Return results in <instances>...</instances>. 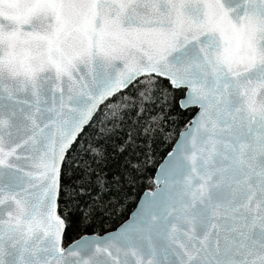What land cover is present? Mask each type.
<instances>
[{
  "label": "snow or ice",
  "instance_id": "6c2138e0",
  "mask_svg": "<svg viewBox=\"0 0 264 264\" xmlns=\"http://www.w3.org/2000/svg\"><path fill=\"white\" fill-rule=\"evenodd\" d=\"M0 264H264V0H0Z\"/></svg>",
  "mask_w": 264,
  "mask_h": 264
},
{
  "label": "trees",
  "instance_id": "16d2710c",
  "mask_svg": "<svg viewBox=\"0 0 264 264\" xmlns=\"http://www.w3.org/2000/svg\"><path fill=\"white\" fill-rule=\"evenodd\" d=\"M169 144H160L157 145L156 155L152 161L149 163L148 172L137 181L135 186L131 187L130 190L128 188L125 189L126 192L130 191L127 199L125 200L126 205V214L130 215L134 210L136 204L138 203L141 195L147 190L150 189L151 177L154 175L156 169L159 164L163 161L164 156L170 150ZM123 160H121L119 152L112 151L110 149L109 157L105 162V170L109 174L113 176L114 179H119L121 173L124 171L123 169ZM119 217L113 218V221L109 224H106L105 227H111L112 224L118 223ZM99 227V225H97Z\"/></svg>",
  "mask_w": 264,
  "mask_h": 264
},
{
  "label": "water",
  "instance_id": "95a60500",
  "mask_svg": "<svg viewBox=\"0 0 264 264\" xmlns=\"http://www.w3.org/2000/svg\"><path fill=\"white\" fill-rule=\"evenodd\" d=\"M161 163H163V161H162ZM158 167H159V166H158ZM157 169H158V168H157ZM149 190H150V189H147V190L141 195V197H143V195H144L146 192H148ZM141 197H140V198H141ZM138 202H139V201H138ZM134 210H135V208H134ZM134 210H133V211H134Z\"/></svg>",
  "mask_w": 264,
  "mask_h": 264
}]
</instances>
